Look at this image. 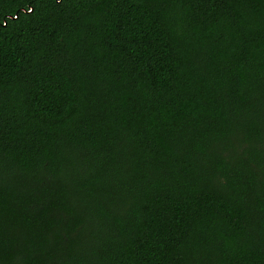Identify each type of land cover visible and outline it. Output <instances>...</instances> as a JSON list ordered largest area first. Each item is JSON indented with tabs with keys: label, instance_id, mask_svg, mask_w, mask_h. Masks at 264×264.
Masks as SVG:
<instances>
[{
	"label": "trees",
	"instance_id": "obj_1",
	"mask_svg": "<svg viewBox=\"0 0 264 264\" xmlns=\"http://www.w3.org/2000/svg\"><path fill=\"white\" fill-rule=\"evenodd\" d=\"M0 264H264V0H0Z\"/></svg>",
	"mask_w": 264,
	"mask_h": 264
}]
</instances>
